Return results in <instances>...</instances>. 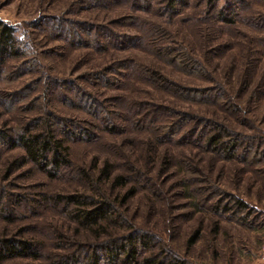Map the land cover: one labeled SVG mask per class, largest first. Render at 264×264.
Segmentation results:
<instances>
[{
	"label": "rangeland",
	"instance_id": "1",
	"mask_svg": "<svg viewBox=\"0 0 264 264\" xmlns=\"http://www.w3.org/2000/svg\"><path fill=\"white\" fill-rule=\"evenodd\" d=\"M96 1L0 0V22L13 29L19 48L16 55H0V130L18 131L46 114L58 118L54 122L57 137L59 124L86 120L97 124L95 141L67 143L73 171L84 169L95 178L106 161L113 164L116 169L112 168L110 179L103 178L95 186L111 197H121L126 188L113 186L111 177L124 173L126 160L141 169L137 186L127 185L136 186V194L120 209L128 226L106 231L113 237L137 232L151 239L136 264L155 255L159 260L177 256L194 264H264V0H217L216 9L235 4L237 15L231 25L218 20L208 0H177L174 13L165 10L166 0H147L146 4L119 0L108 5ZM70 26L82 34L75 36L77 43L72 41L77 46L66 38ZM157 26L165 31V44L184 47L203 73L180 72L159 60L153 49L142 46L146 30ZM87 28L91 35L86 37L83 30ZM124 59L128 61L123 64ZM108 68L117 69L116 83H95L92 75ZM148 69L187 88L220 90L223 103L196 105L168 96L142 78ZM86 93L116 117H90L84 111ZM137 103L145 104L147 111L170 106L193 114L195 120L225 124L240 135L241 151L250 141L263 155L259 161L245 163L238 158L223 160L198 147L199 138L189 143L181 138L142 153L131 139L136 134L123 129L108 134L102 128L107 119L120 128L129 125L134 117L125 114L126 108ZM213 130L208 127L204 135ZM114 145L121 152L116 154ZM20 155V150L0 151L1 201L11 210V219H0V237L22 234L40 242L41 264H51V256L71 254L74 243L92 244L106 238L96 239L77 229L59 206H33L31 199L40 192L90 191L74 181L72 171L51 181L29 164L9 169ZM181 162L190 164L187 171H181L185 168ZM183 177L192 196L184 193ZM145 182L151 187L142 189L140 183ZM11 194L24 198L13 205ZM29 207L35 208L29 211ZM66 243H71L68 248ZM17 262L30 261L5 264Z\"/></svg>",
	"mask_w": 264,
	"mask_h": 264
},
{
	"label": "trees",
	"instance_id": "2",
	"mask_svg": "<svg viewBox=\"0 0 264 264\" xmlns=\"http://www.w3.org/2000/svg\"><path fill=\"white\" fill-rule=\"evenodd\" d=\"M116 1L119 0H97L96 4L108 5L113 4ZM166 1L167 4L165 10L174 13L177 0ZM216 1L217 0H208L210 7H213L212 13L216 14V17L220 22L227 25L233 24L235 15H237V9L234 6L235 4L233 3L216 9ZM136 2L146 4L147 0H136ZM143 8H146V5ZM131 20H133V17ZM61 31L64 32V29L62 28ZM83 33L87 37L90 34V30L88 28L84 29ZM65 34L69 41L66 40L76 46L77 44L75 43H77L78 40L75 36L80 38L82 35L71 26L65 30ZM164 36H166L165 31L158 26L152 30L148 29L143 36L142 46L148 47V49L151 50L153 49V53L159 60L172 65L180 70V72L188 75H199L203 73L204 69L188 55L184 47L181 45L178 47H172L167 44V42L165 44ZM161 37L163 38L161 39ZM79 42V45H81V40H79ZM122 42H124V40ZM82 43L87 45L86 43H88V41ZM91 46L94 47V45ZM99 48L101 47L99 46L98 49ZM18 50L19 48L17 47V40L14 37L13 29L0 22V55H16ZM127 61V59H124L122 63L124 64ZM115 71L110 68L106 70L104 69L103 72L93 74L92 79H94L95 83L98 85L110 86L116 83V80L113 78V75L117 74L114 73ZM143 71V77L141 76L142 74L138 76L148 80L150 84L155 85L158 90H162L166 95L173 96L186 103L213 105L218 102L221 103L224 99L220 90L212 88H187L171 82L164 76H161L158 71L154 69ZM84 95V103L88 102L87 105L84 104L86 110H84V108L83 110L87 114L90 113V117L92 116L97 119V115L108 114L116 117V113L109 112L107 107L105 108L96 98L87 93ZM11 98L13 97H10L9 99ZM234 111L236 112L237 110ZM125 114L128 116L130 114V116L134 117L132 121H129V125L120 128L107 119L102 121V128L105 132H109L108 134H114L119 130L122 131L121 129L136 134L137 136H133L134 138L131 139L137 141L142 153H145V151L154 152V148L160 145L170 143L175 144L181 138H184L186 143L191 142L194 138L195 140L199 138L200 142L198 147L204 152L212 153L223 160H233L238 158V160L245 163L244 161H249V159L259 161L257 158L263 155V151L253 149V144L250 141L248 142V145L244 147V150L241 151L240 135L234 133V131H230L225 124L212 123L204 118L195 120L193 114L179 109L176 110L170 106H161L147 111L145 104L137 103L136 105H130L127 107ZM120 115L121 114H119V116ZM173 115L176 117V120L174 121L171 120ZM52 117L51 114H46L37 119L28 121L29 123L23 124L18 131L12 129L0 130V151L5 149L21 151V155L11 162L9 169H12V167L19 168L29 164L51 181L58 179L67 171L75 173L74 181L84 184V186L90 191L89 193L73 191L67 194H46L45 192H40L36 197L33 196L35 199H31V204L33 203V206L35 207H42L44 204H51L52 207L59 206L60 209H62L61 212L65 213L66 218L71 224H74L77 229H82L90 233L96 239H99L97 238L98 236H106V238L92 244L74 243L75 248L71 254L65 253L54 255V257L51 256V264H136L137 259L141 254L140 251L147 250V248L150 247L151 239L145 235H139L137 232H135L136 234L130 233L125 236L113 237L112 235L107 234L106 231L111 227L123 229L126 225L128 226L129 220L122 212H120V209L136 194V184L142 179L141 169L134 162L129 160L124 161V163L127 164V166L124 167V173L115 174L111 177V181L113 186H122L123 188H126V191L121 197L117 195L111 197L95 185H98V182L103 180V178L107 177L110 179L109 176L111 175L110 173L114 165L108 164L106 161L98 171V176L95 178L84 169L76 168L73 171L69 152L70 147L67 146L68 142L76 143L83 141L89 143L90 141L92 142V140L95 141L97 137H99L94 132V130H98V125L87 120L84 121L83 124L69 123L64 126L59 124L62 127L59 130L60 136L57 137L54 131L57 124H54V122L58 121V118ZM189 121H193L194 124L191 126L190 123L192 122ZM193 126L195 128H193ZM208 127L214 129L213 134H206L205 136L204 130ZM74 129L76 131H74ZM197 130L200 131L197 133ZM138 134L142 135L143 138H139ZM113 150L116 154L121 152L120 148L115 147V145ZM120 156L125 157L123 155ZM183 163L182 165L185 168H181V171H187L190 164ZM198 173L202 174L200 171H198ZM182 179L181 185L185 187L184 193L188 196H192L190 184L187 183V180L184 177ZM132 182L136 186L132 185L130 188H127V185ZM143 183H140L142 189H148L151 187L150 185H147L146 182L145 184ZM3 189L4 188L0 187V219L8 221L11 219V210L7 209L1 201L3 198ZM11 196L14 198L13 205L18 204L24 198V196L19 194H11ZM235 203L240 205L241 209L244 207V203L239 200H235ZM34 208L29 207L28 210L32 211ZM29 213L31 215V212ZM70 244L71 243H66V248H68ZM41 245L40 242H37L33 238L22 236V234L10 237L1 236L0 264H5L14 260L22 261L24 259L30 261L28 264H41V262H39L42 257ZM62 249L65 248L63 247ZM16 264L21 263L17 262ZM142 264L194 263H189L177 256H172L168 259L162 258L159 260L158 255H155L146 258Z\"/></svg>",
	"mask_w": 264,
	"mask_h": 264
}]
</instances>
